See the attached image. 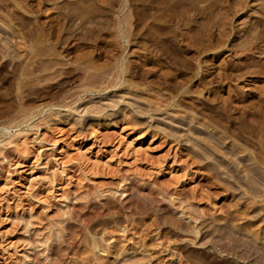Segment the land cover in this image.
Segmentation results:
<instances>
[{"label": "rangeland", "instance_id": "1", "mask_svg": "<svg viewBox=\"0 0 264 264\" xmlns=\"http://www.w3.org/2000/svg\"><path fill=\"white\" fill-rule=\"evenodd\" d=\"M0 264H264V0H0Z\"/></svg>", "mask_w": 264, "mask_h": 264}]
</instances>
